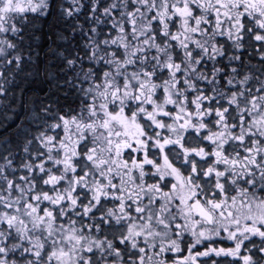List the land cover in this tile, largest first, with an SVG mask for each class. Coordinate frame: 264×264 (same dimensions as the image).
Returning <instances> with one entry per match:
<instances>
[{
    "label": "snow or ice",
    "instance_id": "1",
    "mask_svg": "<svg viewBox=\"0 0 264 264\" xmlns=\"http://www.w3.org/2000/svg\"><path fill=\"white\" fill-rule=\"evenodd\" d=\"M0 264H264V0H0Z\"/></svg>",
    "mask_w": 264,
    "mask_h": 264
},
{
    "label": "trees",
    "instance_id": "2",
    "mask_svg": "<svg viewBox=\"0 0 264 264\" xmlns=\"http://www.w3.org/2000/svg\"><path fill=\"white\" fill-rule=\"evenodd\" d=\"M6 109L0 105V122L4 121V114H5Z\"/></svg>",
    "mask_w": 264,
    "mask_h": 264
}]
</instances>
